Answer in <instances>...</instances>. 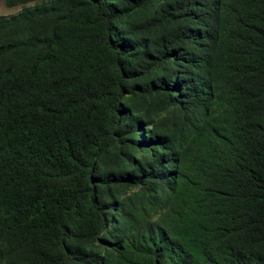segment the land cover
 <instances>
[{"label":"trees","instance_id":"16d2710c","mask_svg":"<svg viewBox=\"0 0 264 264\" xmlns=\"http://www.w3.org/2000/svg\"><path fill=\"white\" fill-rule=\"evenodd\" d=\"M0 264H264V0H5Z\"/></svg>","mask_w":264,"mask_h":264},{"label":"rangeland","instance_id":"374dc122","mask_svg":"<svg viewBox=\"0 0 264 264\" xmlns=\"http://www.w3.org/2000/svg\"><path fill=\"white\" fill-rule=\"evenodd\" d=\"M42 1L31 2L26 5L8 6L5 0H0V16H12L21 12L25 7H32Z\"/></svg>","mask_w":264,"mask_h":264}]
</instances>
